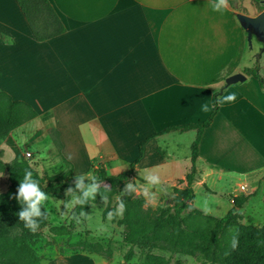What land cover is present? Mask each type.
Segmentation results:
<instances>
[{
	"label": "crops",
	"instance_id": "crops-1",
	"mask_svg": "<svg viewBox=\"0 0 264 264\" xmlns=\"http://www.w3.org/2000/svg\"><path fill=\"white\" fill-rule=\"evenodd\" d=\"M49 1L66 31L39 41L17 0H0V91L33 107L31 126L57 135L75 175L88 176L97 162L107 174L136 163L158 177L141 182L158 204L186 178L197 135L162 131L204 121L219 93L199 144L194 204L226 214L233 202L223 196L264 185V87L246 72L259 64L264 77L263 44L256 36L249 44L237 17L261 13L254 0L238 9L228 0L219 9L221 0ZM237 73L245 80L226 85ZM41 263L118 264L81 251Z\"/></svg>",
	"mask_w": 264,
	"mask_h": 264
},
{
	"label": "rangeland",
	"instance_id": "rangeland-1",
	"mask_svg": "<svg viewBox=\"0 0 264 264\" xmlns=\"http://www.w3.org/2000/svg\"><path fill=\"white\" fill-rule=\"evenodd\" d=\"M8 111L0 109V262L24 261L30 249L42 259L86 248L81 252L114 259L118 264H161L158 258L170 264H264L263 256H251L252 247L248 242L238 241L236 237L228 242L216 241L212 231L214 225L208 219H220L228 212L214 215L195 206L194 201L186 212L188 222L182 227H196L198 232H191L179 242H173L167 230L147 232L127 221L123 201H138L156 216L167 209L173 211L177 191L186 187L185 179L179 180L171 192L161 193L158 204L153 205L152 193L142 192L144 186L141 182L149 181L146 174L137 169L136 163L129 176L112 183L95 177L94 169L106 172L97 162L92 175L84 176L89 182L80 191L66 187L61 193L44 194L45 199L38 205L39 215L31 217L34 221L32 226L18 215L29 210V205L5 215L4 211L19 194L20 181L26 172L35 171L43 179L67 172L77 176L73 163L62 153L61 140L57 135L51 133L49 137H43L35 132L30 120L18 124L22 112L26 111L21 105ZM25 149L35 151L34 157L27 158ZM93 183L97 184L96 193L85 197L84 193ZM240 187L238 185L234 192L222 198L231 202L232 198L235 201L239 197H247L231 218L235 223L259 232L264 228V185L256 190H248L247 187L241 190ZM201 198L199 194V199L203 200ZM80 200L84 202L78 208ZM231 204L234 207L235 202Z\"/></svg>",
	"mask_w": 264,
	"mask_h": 264
},
{
	"label": "trees",
	"instance_id": "trees-1",
	"mask_svg": "<svg viewBox=\"0 0 264 264\" xmlns=\"http://www.w3.org/2000/svg\"><path fill=\"white\" fill-rule=\"evenodd\" d=\"M230 5L234 8L239 7V0H228ZM19 6L21 7L23 13L25 14L36 38L39 41H44L55 37L59 34H62L66 31L64 24L61 19L57 15L55 9L49 0H17ZM259 11H264V0H254ZM247 33V32H246ZM260 56H264V51L260 54ZM261 66L257 64L255 67L249 68L246 72L250 75H253L257 78L261 86L264 87V77L260 74ZM17 105L23 106L26 111L22 112L23 115L19 117V122H21L34 118L37 115V112L33 109V107L23 101H15L6 94L5 92L0 91V109L2 112L11 108H14ZM219 110V93L214 95V106L211 114L204 121L198 123H189L181 126H172L164 129L162 132H167L172 129L179 130H188V129H196L197 135L195 140L191 146V166L189 168L188 173L186 174L185 182L186 187L183 190L177 191V199L175 204L173 205V211L171 209H167L159 215L154 216L153 212L150 209H145L143 206L135 200H125L122 202L123 207L125 209V219L129 222H132L140 227H142L147 232H155L158 230H167V234L170 236L173 242H179L181 239L190 235V233H197L198 229L194 227L191 228H183V225H186L188 222V218H186L188 212L187 210L191 208L193 204V200L195 199V193L193 190V183L196 180L197 176V159L199 156V144L201 142V137L204 130L210 126L212 123L214 116ZM144 143L140 145V155L143 153ZM134 169V163L131 164V167L128 171L122 172L116 175H108L106 172L102 170L94 169L95 177L101 181H109L116 182L125 177L129 176ZM33 173V178L38 181V187L40 191L44 194L48 193H61L65 190L66 187L71 188L73 191L78 192L82 189V187H78L80 183L81 176H73L71 173H65L61 176L48 177L46 179L41 178L37 172L31 171ZM45 180L48 181L45 184ZM74 181V182H73ZM89 182V179L83 176V186ZM19 196V194H18ZM17 198L11 204L6 211H4L5 215H11L15 212L21 211L28 206L27 202H21L20 199ZM247 197H239L235 199L234 207L229 210V212L222 218L217 220L208 219L213 223L212 231L213 237H215L216 241H231L234 237L237 238L238 241L248 242L252 247V257H264V228L257 232L252 231L249 228L243 227L233 221L231 218L232 215L244 204ZM194 206V205H193ZM78 208H81V203L78 204ZM184 215H181V214ZM192 219V218H190ZM207 219V218H205ZM220 235V238L217 236ZM235 239V238H234ZM87 250L86 248L81 251ZM161 264H170L169 261L164 260L162 258L157 259ZM0 264H42L41 258L35 254L33 250H28L26 252L24 261L19 260H10L3 261Z\"/></svg>",
	"mask_w": 264,
	"mask_h": 264
},
{
	"label": "clouds",
	"instance_id": "clouds-1",
	"mask_svg": "<svg viewBox=\"0 0 264 264\" xmlns=\"http://www.w3.org/2000/svg\"><path fill=\"white\" fill-rule=\"evenodd\" d=\"M224 0H221L220 4L216 5V8L219 9L223 6ZM225 101H232L235 99L233 95H228L225 98ZM205 110H207V106H205ZM87 175L91 176L92 173L88 172ZM80 183L78 184V187H83V176L80 178ZM149 183L151 184H157L159 183V179L156 176H150L147 178ZM129 188H131V185H129ZM97 191V184L93 183L88 190L84 193L85 197L91 196L95 194ZM19 196L18 199L21 200V202H27L29 205V210L23 211L18 213L20 218L27 222L28 226H32L34 221L31 219L33 216L39 215V209L38 205L42 200L45 199L44 193H42L38 187V181H36L33 178L32 172H26L24 175V178L20 181V187L18 189ZM83 200H80L79 203H83ZM236 247V244L233 243V248Z\"/></svg>",
	"mask_w": 264,
	"mask_h": 264
},
{
	"label": "water",
	"instance_id": "water-1",
	"mask_svg": "<svg viewBox=\"0 0 264 264\" xmlns=\"http://www.w3.org/2000/svg\"><path fill=\"white\" fill-rule=\"evenodd\" d=\"M237 17L243 28L247 32V40L252 44V37L256 36L263 44L261 53L264 51V11L257 16H249L247 14L238 13ZM245 80V75L242 73L234 74L226 79V85Z\"/></svg>",
	"mask_w": 264,
	"mask_h": 264
},
{
	"label": "built area",
	"instance_id": "built-area-1",
	"mask_svg": "<svg viewBox=\"0 0 264 264\" xmlns=\"http://www.w3.org/2000/svg\"><path fill=\"white\" fill-rule=\"evenodd\" d=\"M25 155L27 158H33L34 152L31 149H25ZM241 190H246V185H241ZM232 202H234V198L231 199Z\"/></svg>",
	"mask_w": 264,
	"mask_h": 264
}]
</instances>
